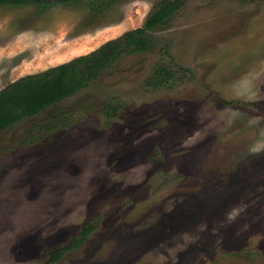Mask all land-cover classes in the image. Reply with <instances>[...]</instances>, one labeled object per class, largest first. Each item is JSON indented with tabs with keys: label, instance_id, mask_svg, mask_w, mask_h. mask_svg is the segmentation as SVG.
Segmentation results:
<instances>
[{
	"label": "rangeland",
	"instance_id": "374dc122",
	"mask_svg": "<svg viewBox=\"0 0 264 264\" xmlns=\"http://www.w3.org/2000/svg\"><path fill=\"white\" fill-rule=\"evenodd\" d=\"M158 2L0 4V89L143 25ZM153 34L0 131V264H264V0H186ZM171 58L186 70L148 86Z\"/></svg>",
	"mask_w": 264,
	"mask_h": 264
},
{
	"label": "trees",
	"instance_id": "16d2710c",
	"mask_svg": "<svg viewBox=\"0 0 264 264\" xmlns=\"http://www.w3.org/2000/svg\"><path fill=\"white\" fill-rule=\"evenodd\" d=\"M87 0H0V4L54 2L73 3ZM94 11L110 7L115 0H89ZM186 0H159L157 6L149 13L145 23L131 28L122 35L103 42L92 51L78 55L65 62L50 66L44 70L27 73L9 82L0 89V131L26 117L34 116L47 110L52 105L75 95L89 87L109 67L115 65L123 56L135 55L150 50L155 46L153 30L167 24ZM164 53L172 57L168 47ZM182 66L176 65L172 58L170 63L158 62L146 77L150 87H163L177 78ZM112 105V103H108ZM113 108L116 107L113 105ZM109 114L117 110L107 109ZM94 224H85L82 230L65 245L50 251V262L58 260L65 252L78 247L94 229Z\"/></svg>",
	"mask_w": 264,
	"mask_h": 264
}]
</instances>
